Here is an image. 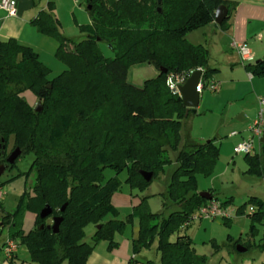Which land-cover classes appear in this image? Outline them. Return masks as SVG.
<instances>
[{
	"label": "trees",
	"instance_id": "trees-1",
	"mask_svg": "<svg viewBox=\"0 0 264 264\" xmlns=\"http://www.w3.org/2000/svg\"><path fill=\"white\" fill-rule=\"evenodd\" d=\"M220 5L227 8V16L218 27L226 30L237 0H87L90 22L82 25L85 38L75 42L61 32L49 1L30 23L57 43L55 55L66 68L52 78L50 68L32 47L14 38L0 40V163H6V143L12 134V150L18 147L19 156L32 153L30 169L34 170L23 206L2 211L0 226L7 224L8 238L26 246L30 264H89L97 241L105 239L113 249L118 244L113 241L114 232L123 230L133 215L139 225L128 264L206 263L190 235L180 229L190 226L192 214L211 199L224 209L230 202L209 190L211 198L205 199L196 188V172L211 173L219 146L213 138L180 144L182 120L190 111L185 115L181 97L169 90L166 81L170 73L198 67L205 80L218 72L209 65L208 49L190 43L185 34L213 22ZM98 41L110 47L112 57L102 53ZM141 63L153 65L158 73L136 86L127 80V72ZM244 69L264 77V55L244 64ZM26 90L35 95L40 111L22 95ZM169 151L176 152L174 159ZM244 160L247 173L264 176V143L259 152H246ZM173 161L175 167L160 193V212L150 211L147 195H142L124 219L102 222L106 214L118 213L111 196L121 188L117 176L104 180L105 167L117 172L125 169V181L143 190ZM14 164H6V169ZM142 171L152 172V178L144 180ZM168 199L177 209L165 215ZM248 203L254 205L247 213L254 233L255 222L264 219V199L250 196ZM245 204L236 208V214L245 213ZM45 206L51 212L41 218L39 212ZM22 208L35 214L33 227L26 233L20 226ZM56 216L61 220L53 232ZM222 218L226 223L230 220ZM91 221L99 223V228L92 242H86L84 226ZM155 240L159 261L138 260L136 255Z\"/></svg>",
	"mask_w": 264,
	"mask_h": 264
},
{
	"label": "rangeland",
	"instance_id": "rangeland-1",
	"mask_svg": "<svg viewBox=\"0 0 264 264\" xmlns=\"http://www.w3.org/2000/svg\"><path fill=\"white\" fill-rule=\"evenodd\" d=\"M49 1L53 2L52 12L61 23L63 35L75 42L85 38L86 30H82V25H87L90 22L86 9L87 0H15V3L19 4L21 8L18 11V5L15 7L16 18L18 19H9L0 26V40L14 38L20 44L33 46L39 54V59L50 68L48 77L52 78L66 68L65 64L55 55L57 43L53 38H46L48 36L36 32L30 23L34 13L41 9H47ZM5 13L8 14L6 11ZM203 27L188 32L185 34V39L190 43L199 44L204 43L205 38L211 40L212 36V43H210L212 49L211 60L221 65L220 75L217 76L221 85L217 91L203 89L200 92L197 110L190 112L182 120L180 144L203 143L213 138L219 146L217 161L211 173L204 175L201 172H196V188L199 192L211 191L213 196L219 200L230 199V202L226 205L230 220L226 223L222 217L197 219L193 220L187 228L180 229V232L190 235L195 251L206 257L205 264H264V219L255 222L253 233L250 230L251 219L247 216V213H250L254 208L253 204L248 203V198L257 196L264 199V176L247 173L248 165L244 160L245 153L236 154L233 151V147L250 134L249 130L245 129L248 120L250 121L251 118L257 116V112L261 107L257 104L255 96V100H252L251 95L253 93L249 89V85L233 83L231 79L234 76L231 64L236 54L230 53L228 50L225 31L221 29L215 34L213 32L209 35L206 34L207 37L204 38ZM98 46L105 56H113V51L104 41H98ZM133 66L127 72V80L134 84L147 79L150 75L149 72H152V69L155 68L147 63ZM257 79H264V77H257ZM221 90L224 91L221 93ZM244 92L247 93L243 95ZM23 94L26 100H30V94L35 96L29 90L24 91ZM262 109L264 110V107ZM252 112L255 115H250ZM12 144L13 136L10 134L6 143L7 155L12 150ZM253 146L251 153L259 152V137L255 138ZM175 154L176 152L169 151L170 158L174 159ZM32 159V153H25L16 158L15 164L11 168L5 169L0 175V182L5 181L1 188L0 223L2 221V211L11 212L19 204L21 207L23 206L25 201L23 194L25 191L30 192V187L34 181V170L30 169ZM174 167V161L166 165L165 169L158 173L149 186L143 190L138 187H131L125 181L127 177L125 169L117 172L110 167H105L103 176L104 180L117 176L121 181V188L115 193L125 194L129 196V199L132 197L137 202L140 201L142 195H147L146 205L148 209L152 212H160L163 208L160 193L165 190L168 176ZM11 177L13 179L7 181ZM167 203V208L164 210L165 215L177 209L169 199ZM243 203H246L245 213L236 214V208ZM114 207L118 210V213L116 215L106 214L102 222L113 218L122 220L133 209L132 205L127 206L125 204ZM30 215L34 217V214L30 211L24 208L21 209V228H26L25 217ZM138 225L139 220L136 215H133L132 221L127 222L123 230L114 232L113 241L118 244L113 248L125 253V243L127 242L129 250L127 256L130 257L132 255V239L138 233ZM97 228H99V223L92 221L86 223L83 240L92 242L91 236ZM8 234V225L0 226V241L7 239ZM229 236L230 239H228ZM156 245L155 240L149 247H144L136 255L138 260L152 259L158 262L160 255L156 250ZM237 245L244 247L245 250L238 251L236 249ZM19 246L18 256L20 257L27 250L24 244H19ZM113 254L112 249L108 248V241L101 239L97 241L91 251L88 262L89 264H127L126 261L114 258Z\"/></svg>",
	"mask_w": 264,
	"mask_h": 264
},
{
	"label": "crops",
	"instance_id": "crops-1",
	"mask_svg": "<svg viewBox=\"0 0 264 264\" xmlns=\"http://www.w3.org/2000/svg\"><path fill=\"white\" fill-rule=\"evenodd\" d=\"M237 1H238V5L236 6L235 10L232 12V14L229 18V21H228L229 27L226 30H222V31H225V37L227 38L228 50L230 51V53L233 52L236 54V57L232 59L231 70H232V74L234 76L231 77V79H232L233 83L237 82V84L243 83L244 85H246V84L249 85V87H250L249 89H251V92L253 93L251 95L252 100L254 101L256 99L257 104L262 108V107H264V79H257L256 76H252L250 73H248L244 69V64L253 63L257 59L261 58L264 55V0H237ZM17 5H18L17 9L19 11L21 8H20L19 4H16L15 7ZM37 13H38V11L36 13H34L33 18L37 15ZM16 14L8 15L5 13L4 10L0 9V26H2L4 24V22L9 20V19H18V18H16ZM34 30H36V29L34 28ZM202 30H203V35L205 38L210 33L213 32L215 34L218 30H221V29L218 27V24H216L213 21V22L205 25ZM46 38H49V37H46ZM210 39L211 40H207V38H205V42L199 43V44H202L203 46H205L209 51V65L211 67H215L218 69V72L213 76V79L219 83V87H220L221 84H220V81L217 78V76L220 75L221 65L216 64V63L212 62V60H211L212 49H211L210 43H212V36ZM241 41H245L249 47L251 58L247 61H242L240 55L237 53V51L235 50V48L233 47V44H232L233 42H241ZM49 42H51V41H49ZM191 43H193V42H191ZM26 45H29V44H26ZM29 46L35 50V48L33 46H31V45H29ZM56 46H57V44H56ZM227 64H228V62H227ZM157 73H158V71L155 68L152 69V72H149L150 75L148 76V78L154 77ZM127 79H128V75H127ZM132 84H134V83H132ZM141 84H142V82H140L138 84H134V85L141 86ZM222 91H224V90H221V93H222ZM247 92H248V90H247ZM246 93L244 92L243 95H245ZM22 95L24 96L23 93H22ZM254 96H255V99H254ZM29 99L30 100H27V101L30 105H34V103H36V101H37L36 97L32 96L31 94L29 96ZM199 101H200V94H199ZM196 110H197V107H196ZM250 115H255V114L252 112ZM255 117L251 118L250 121L248 120L247 126L245 128L246 130L252 124ZM128 197L129 196H127L125 194L114 193L111 196V203L114 206H118L121 204H125L127 206H129V205L135 206L136 204L139 203V201L137 202V200L133 199L132 197L130 199ZM25 219H26V223H27L26 228H24V229L22 228V229L26 233L28 230H30L33 227L35 214H34V217H33V215H30V216H26ZM22 227H23V225H22ZM7 239H8V237H7ZM5 241H6V239L5 240L3 239L2 241H0V264H30V262H28V253L26 251H25V253H23L22 256H20V257L18 256L19 251H20L19 245H18V248H17L16 252L14 253L13 257L11 259H7L4 255V252H3V245H4ZM117 250H119V249H117V248L112 249V252L114 253L112 256L114 258H119L122 261H126L128 264V261L131 257V256L130 257L127 256V254L129 253L128 252L129 251L128 250V243L127 242L125 243V249H124L125 253H121Z\"/></svg>",
	"mask_w": 264,
	"mask_h": 264
},
{
	"label": "built area",
	"instance_id": "built-area-1",
	"mask_svg": "<svg viewBox=\"0 0 264 264\" xmlns=\"http://www.w3.org/2000/svg\"><path fill=\"white\" fill-rule=\"evenodd\" d=\"M15 0H0V9H3L6 11L9 15L15 14ZM233 47L237 51V53L240 55L242 61L249 60L250 57V51L248 44L245 41L241 42H233ZM194 70H200L201 75L199 78V82L197 85V91L202 92L203 89H208L211 91H217L219 89V83L215 81L213 78L205 80L203 78V69L201 67H198ZM190 70L188 72H180V73H170L167 76L166 84L169 88V90L173 94H178L180 96L179 86L182 85L185 80L189 77V75L194 71ZM263 109L261 108L252 124L249 126V135L246 138H243L242 141L238 142L234 147L233 151L234 153H241V152H251V150L254 148V140L256 137H261L263 134V126H264V119H263ZM234 134V133H233ZM2 199V191L0 187V200ZM215 217H230L228 211L226 208H222L220 205V202L211 199L208 201L205 205L199 207L193 214H192V221L197 219H203V218H215ZM18 248V244L15 240L12 239H6L4 245H3V252L7 259H11L16 252Z\"/></svg>",
	"mask_w": 264,
	"mask_h": 264
},
{
	"label": "water",
	"instance_id": "water-1",
	"mask_svg": "<svg viewBox=\"0 0 264 264\" xmlns=\"http://www.w3.org/2000/svg\"><path fill=\"white\" fill-rule=\"evenodd\" d=\"M88 8H90L88 6ZM227 16V8L224 5H220L217 7V9L215 10V14H214V22L216 24H221L225 18ZM160 72H166V69L163 70H159ZM201 75V71L200 70H194L189 77L185 80V82L179 86V91H180V97L182 99V103L183 105L186 107V112L185 115L188 114V112H195L196 111V107L198 106L199 103V92L197 91V85L199 82V78ZM40 105H36L35 110L36 111H40ZM260 143H264V133L261 135L260 137ZM20 154V149L18 147L14 148L13 150H11V152L7 155L5 162L6 163H0V175L5 171L6 169V164H12L15 159L19 156ZM142 177L144 178V180L149 181L152 176L153 173L152 172H147V171H142L141 172ZM200 196L204 197L205 199H210V195L207 191H201L199 192ZM64 209V205L61 207V210ZM51 212V208L49 206H45L41 209V211L39 212V216L41 218L46 217L48 214H50ZM61 220V217H53L52 219V225H51V229L53 232H57L58 231V225L59 222ZM42 227V225H41ZM236 249L238 251H244L245 248L242 246L237 245Z\"/></svg>",
	"mask_w": 264,
	"mask_h": 264
},
{
	"label": "flooded vegetation",
	"instance_id": "flooded-vegetation-1",
	"mask_svg": "<svg viewBox=\"0 0 264 264\" xmlns=\"http://www.w3.org/2000/svg\"><path fill=\"white\" fill-rule=\"evenodd\" d=\"M7 157V156H6ZM6 157H5V159H6Z\"/></svg>",
	"mask_w": 264,
	"mask_h": 264
}]
</instances>
